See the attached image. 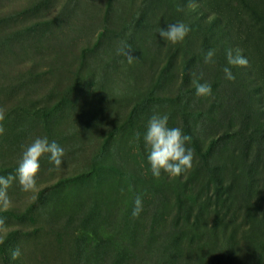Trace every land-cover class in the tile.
Wrapping results in <instances>:
<instances>
[{"label":"rangeland","instance_id":"1","mask_svg":"<svg viewBox=\"0 0 264 264\" xmlns=\"http://www.w3.org/2000/svg\"><path fill=\"white\" fill-rule=\"evenodd\" d=\"M177 22L185 39L163 40ZM228 49L248 60L234 81ZM0 108V176L37 137L65 151L9 188L0 264H264V0H0ZM154 112L192 137L179 176L152 175Z\"/></svg>","mask_w":264,"mask_h":264},{"label":"clouds","instance_id":"2","mask_svg":"<svg viewBox=\"0 0 264 264\" xmlns=\"http://www.w3.org/2000/svg\"><path fill=\"white\" fill-rule=\"evenodd\" d=\"M195 3L189 7H195ZM190 28L183 22L169 24L166 28L159 30V36L172 44L182 42ZM133 48L126 40L120 42V47L117 49L118 55H124L127 58L128 64H133L138 59L131 55ZM215 50L209 49L204 54V63H214ZM227 65L223 68L225 79L234 81L232 67H247L248 60L245 58L239 49H228L226 51ZM193 83L196 88L197 96H210L212 94L211 85L207 82L199 83L203 80L204 73L201 71L199 75L193 73ZM5 119V111L0 108V135L5 131L2 122ZM169 115L154 112L147 122L146 132L144 133V143L148 151L147 159L151 166L152 175L156 178L161 176V173H166L171 177L181 175L183 172L191 169L194 159V153L186 144L191 141L190 135H185L179 127H169ZM136 139L139 140L140 133L137 132ZM48 155V162L54 168L59 169L63 163L65 155L64 149L55 141L49 142L47 137H37L29 145H27L22 153L19 165L15 174H9L7 177L0 176V211H8L12 207V200L8 195L9 188L14 182H18L20 190L23 192H31L37 188V176L40 171V159ZM143 210L142 199L138 195L135 198L132 216L138 217ZM6 217L0 216V233L6 232ZM4 240L0 238V244ZM21 255L19 247L11 252L12 259L15 260Z\"/></svg>","mask_w":264,"mask_h":264}]
</instances>
